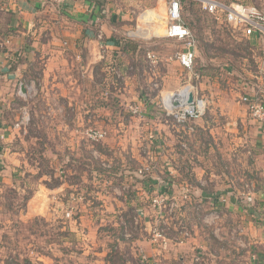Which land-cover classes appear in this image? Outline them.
<instances>
[{
    "label": "rangeland",
    "instance_id": "rangeland-1",
    "mask_svg": "<svg viewBox=\"0 0 264 264\" xmlns=\"http://www.w3.org/2000/svg\"><path fill=\"white\" fill-rule=\"evenodd\" d=\"M168 1L116 0L106 17L112 33L98 40L116 36L124 41L121 52L100 47L94 60L61 52L29 67L22 86L0 78V264H146L152 258L142 255L150 247L168 255L153 264H182L180 250L193 233L190 216L200 218L206 234L191 264H206L208 250L220 254L209 264H264L260 129L249 123L244 136L252 141L220 147L210 143V129L199 133V119L177 126L163 101L191 80L207 95L206 114L221 97L232 110L241 76L261 86L264 101L260 46L206 13L200 0H184V22L197 41L200 78L191 79L176 58L184 42L165 35ZM149 51L158 64H150ZM177 128L180 144L173 140ZM96 131L105 135L96 139ZM190 159L197 168L220 166L229 174L232 192L210 191L207 212L188 209L174 185L172 169L188 174ZM167 189L180 207L160 217L153 198ZM183 230L189 235L180 243ZM157 232L162 236L155 240ZM142 240L151 241L147 248Z\"/></svg>",
    "mask_w": 264,
    "mask_h": 264
},
{
    "label": "crops",
    "instance_id": "crops-1",
    "mask_svg": "<svg viewBox=\"0 0 264 264\" xmlns=\"http://www.w3.org/2000/svg\"><path fill=\"white\" fill-rule=\"evenodd\" d=\"M115 2L116 0H67L63 4H59L55 0H0V78L6 83L18 82L20 85L29 67L39 59L46 57L48 61L58 59L61 52L67 57L69 55L73 57L81 55L86 60L96 59L97 55H100V47L106 49L107 53L114 49L121 52L124 42L116 36L106 41L98 40L100 33H112V27L107 23L106 17ZM167 5L166 2V12ZM252 39L258 45L257 40ZM107 58L113 60L112 56ZM178 64L180 65L179 62ZM257 78L259 77L257 76ZM261 81L259 80V83ZM247 83L248 87H246ZM258 87L261 86L256 85L253 80L241 76L236 84L235 93L232 92V96H230L234 102L232 110H229L221 97L219 104L211 107L209 113L197 121L200 129L197 126L196 129L200 131L199 133L210 129L212 134L210 143L219 144L220 147L225 145L226 147L230 144L238 145L240 142L252 141L244 136L250 127L249 123H252L260 129L256 141L259 146L262 145L263 142L260 140L264 137V123L252 114L247 101L243 98L248 93L254 95L255 91H262ZM240 94L242 98L237 101V95ZM204 95L207 96L205 93ZM236 101L237 103H235ZM161 127L165 129L164 126ZM239 131L241 132L240 135L237 134ZM162 135L164 136V133ZM183 137L182 132L177 128L173 133L174 142L177 141L180 144V139ZM223 152L227 153L225 149ZM221 160L223 161V158ZM222 161L219 162V165L224 163ZM190 162H192V167L188 174L178 168L172 169L173 178H176L174 185L179 193L186 191L191 193L190 200L186 201V203L189 201L188 209L194 210L195 207L200 209L203 206L202 212H207L212 204L211 192L213 189L219 193L232 192L227 188L229 186L227 181L229 174L220 166L218 170L211 168L206 171L202 166L197 168L194 160L190 159ZM235 165L238 166L239 162H236ZM200 184H207V186ZM199 194H201L203 202L202 199L196 198ZM190 219L193 223V233L192 237L183 243L186 244V248L180 250L182 254L179 257L182 259V264L193 263V258H197L195 254L197 251L194 249L206 242V234L201 232L200 218L197 217L196 219L195 216H190ZM150 242L146 243L142 240V243H146V248ZM145 253L148 258H152L154 261H159L167 255L164 249L160 247L147 248ZM205 255V259L207 257L206 264H209V258L213 260L214 256L220 257L216 250H208ZM152 259L146 264H153Z\"/></svg>",
    "mask_w": 264,
    "mask_h": 264
},
{
    "label": "built area",
    "instance_id": "built-area-1",
    "mask_svg": "<svg viewBox=\"0 0 264 264\" xmlns=\"http://www.w3.org/2000/svg\"><path fill=\"white\" fill-rule=\"evenodd\" d=\"M59 4H63L67 0H55ZM201 6L206 13L214 15L219 21H224L242 32L250 38H255L260 46L261 62L263 65L262 73L264 72V4L262 5H245L242 3H225L223 0H200ZM182 0H169L167 7L168 24L165 35L170 38H177L184 42L182 50L177 52L176 58L180 65L188 70L190 78H200L195 71L197 59V41L192 31L186 26L183 19ZM100 35V34H99ZM148 60L151 65H156L159 62V56L152 51L148 52ZM22 86V83H21ZM248 87V83L246 84ZM259 90L251 95L248 93L243 98L248 103V107L252 114L258 120L264 123V101L259 96ZM174 93V95H171ZM169 94L170 104L165 103V113L171 117L177 126L186 128L192 121L200 119L206 114L207 99L200 94L199 84L188 81L178 90ZM193 95V101L190 102V96ZM193 129L192 126L189 127ZM94 136L96 139H101L105 133L96 131ZM191 194L189 191L183 192L182 199L190 200ZM154 206L158 209L160 217L167 210H177L180 207L179 198L174 196L171 191L163 190L160 194L153 198ZM165 209V210H164ZM128 236L130 235L127 234ZM189 235L188 230H183L181 235L176 236L180 243L184 242V238ZM162 234L157 232L154 236L155 240L161 237ZM165 239V238H164ZM143 258H148L147 255H142ZM199 260V258H196ZM144 260V259H143Z\"/></svg>",
    "mask_w": 264,
    "mask_h": 264
},
{
    "label": "bare ground",
    "instance_id": "bare-ground-1",
    "mask_svg": "<svg viewBox=\"0 0 264 264\" xmlns=\"http://www.w3.org/2000/svg\"><path fill=\"white\" fill-rule=\"evenodd\" d=\"M171 95H174V93H172ZM165 103H166L167 105L171 103V102L169 101V95L166 97V99H165Z\"/></svg>",
    "mask_w": 264,
    "mask_h": 264
},
{
    "label": "water",
    "instance_id": "water-1",
    "mask_svg": "<svg viewBox=\"0 0 264 264\" xmlns=\"http://www.w3.org/2000/svg\"><path fill=\"white\" fill-rule=\"evenodd\" d=\"M23 90H27V89L25 88V86H23ZM192 101H193V95L190 96V102H192Z\"/></svg>",
    "mask_w": 264,
    "mask_h": 264
},
{
    "label": "trees",
    "instance_id": "trees-1",
    "mask_svg": "<svg viewBox=\"0 0 264 264\" xmlns=\"http://www.w3.org/2000/svg\"><path fill=\"white\" fill-rule=\"evenodd\" d=\"M183 1H184V0H182V3H183ZM182 3H181V4H182ZM183 19H184V17H183ZM120 41L124 42V41H123V40H121V39H120ZM124 49H125V48H124Z\"/></svg>",
    "mask_w": 264,
    "mask_h": 264
}]
</instances>
